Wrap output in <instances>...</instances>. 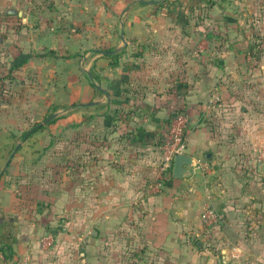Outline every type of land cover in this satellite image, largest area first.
<instances>
[{
  "label": "crops",
  "instance_id": "obj_1",
  "mask_svg": "<svg viewBox=\"0 0 264 264\" xmlns=\"http://www.w3.org/2000/svg\"><path fill=\"white\" fill-rule=\"evenodd\" d=\"M27 1L0 0V8L30 27L20 36L27 50L19 51L30 56L12 72L35 53L53 55L59 44L64 54L69 42L54 29L75 23L79 43L97 51L85 53L91 99L85 101V210L74 212L68 194L64 205L46 203L42 210L20 203L5 174L18 153H0V264H264V215L251 209L260 204L248 200L232 162L235 154L254 158L255 143L264 147V116L243 103L235 110L232 102L228 132H215L210 119L218 110L211 100L229 95L224 82L242 77L245 43L233 32L241 15L248 29L256 28L264 0H34L32 9ZM260 31L264 36V20ZM218 33L234 35L229 48ZM99 48L111 49L117 62ZM258 63L263 69L264 53ZM96 76L106 84L95 91L89 79ZM175 110L187 118L189 174L175 178L170 170L160 193L144 195L157 172L160 128ZM257 157L264 166V153ZM206 194L221 215L213 234L199 219ZM46 235L53 241L45 248Z\"/></svg>",
  "mask_w": 264,
  "mask_h": 264
},
{
  "label": "rangeland",
  "instance_id": "obj_2",
  "mask_svg": "<svg viewBox=\"0 0 264 264\" xmlns=\"http://www.w3.org/2000/svg\"><path fill=\"white\" fill-rule=\"evenodd\" d=\"M27 2L32 9L34 0ZM85 4L91 5V2L88 0ZM14 6L16 7V3ZM240 20L242 22L233 33L245 43L242 77L224 82L229 88V95L234 99L229 103V95L225 94L221 98L214 97L210 102L218 108L217 113L213 110L210 114V119L214 131L219 134L231 129L226 108H231L229 104L232 102L235 110L243 103L255 112L260 109L264 116V68L257 65L264 53V36L260 31L264 15H260L258 22H255L256 28L248 29L245 26L249 20L246 15H241ZM23 27L17 17L9 16L3 7L0 8V153H8L10 157L18 153L5 174L9 176L12 191L19 202L34 205L33 210H42L46 203L56 201L59 205H64L65 197L62 195L67 194L72 199L70 207L74 212L85 210V150L88 149L85 141V101L88 103L91 100L85 95V53L93 56L97 51L92 49L94 45L85 50V44L79 43L81 30L75 23L67 30L54 29L62 42V39L69 42L64 54L60 52L63 44H59V41V46H55L52 51L53 55L43 50L40 55L45 56H36L37 53L30 49L35 54L27 65L12 72L8 70L9 59L19 51L27 50V47L22 46L20 36L23 31L29 33L30 27ZM233 39L234 35L228 37L229 43ZM249 45H254L251 52H248ZM196 54L201 53L197 51ZM253 54L258 58L255 59ZM89 82L93 83L95 91L97 86L104 87L106 84L105 80L97 76L90 78ZM118 99L113 96L110 98L113 101ZM113 117L114 114H111L110 118ZM37 123H41V127L31 130ZM96 129L97 127L93 128L94 132L90 136L94 147L97 143ZM24 133H27L26 136ZM255 145L256 143L250 149V153H256L254 158L235 154L232 162L240 170L236 179L241 181L242 189H249L248 200L255 203V207L260 204V208H251L255 209L252 211L264 215L263 157H257V153H264V147ZM257 160H260V166L257 165ZM233 165H228L227 168L231 169ZM156 194L158 193L149 195ZM51 195L52 199L49 198ZM60 218L64 219V216H59L58 219Z\"/></svg>",
  "mask_w": 264,
  "mask_h": 264
},
{
  "label": "built area",
  "instance_id": "obj_3",
  "mask_svg": "<svg viewBox=\"0 0 264 264\" xmlns=\"http://www.w3.org/2000/svg\"><path fill=\"white\" fill-rule=\"evenodd\" d=\"M186 114L183 110L173 111L165 120L159 131V141L157 150L159 161L157 172L151 181L146 183L143 194L160 193L163 180L171 170V162L175 155L184 154ZM201 226L205 231L210 232L215 229L221 221V215L212 207L208 194L202 203L199 215ZM53 241L51 235H46L41 239L42 247H48Z\"/></svg>",
  "mask_w": 264,
  "mask_h": 264
},
{
  "label": "trees",
  "instance_id": "obj_4",
  "mask_svg": "<svg viewBox=\"0 0 264 264\" xmlns=\"http://www.w3.org/2000/svg\"><path fill=\"white\" fill-rule=\"evenodd\" d=\"M192 6L194 5V4H191ZM192 8V7H191ZM220 38L219 39H221V43H223L224 44V47L225 48H229V41H228V39L227 38H224L222 35L221 36H219ZM254 48V45H249V47H248V52H251V50ZM101 53L102 54H104V55H106L107 57H109L110 58V60H111V64H115L116 62H117V58H118V55L117 54H114V53H112V51H111V49H104V50H102L101 51ZM29 54L28 53H22V52H20V53H18V54H16L10 61H9V67H8V70L9 71H13V70H16V69H18L19 67H21L23 64H25L26 63V61L28 60V58H29ZM250 56H252V55H250ZM253 56H255V59L256 58H258V57H256V54H253ZM41 127V123H37V124H35L33 127H32V129L31 130H37V129H39ZM26 134L27 133H24V136H26ZM194 245H195V243L196 242H192Z\"/></svg>",
  "mask_w": 264,
  "mask_h": 264
},
{
  "label": "water",
  "instance_id": "obj_5",
  "mask_svg": "<svg viewBox=\"0 0 264 264\" xmlns=\"http://www.w3.org/2000/svg\"><path fill=\"white\" fill-rule=\"evenodd\" d=\"M185 166V168L183 167ZM191 165V159L185 154L175 155L171 162V175L180 178L189 174L186 167Z\"/></svg>",
  "mask_w": 264,
  "mask_h": 264
}]
</instances>
